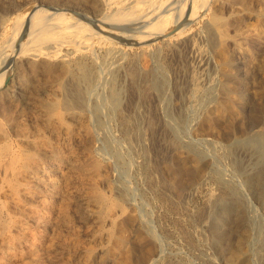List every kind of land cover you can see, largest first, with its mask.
I'll return each mask as SVG.
<instances>
[{
	"label": "rangeland",
	"instance_id": "rangeland-1",
	"mask_svg": "<svg viewBox=\"0 0 264 264\" xmlns=\"http://www.w3.org/2000/svg\"><path fill=\"white\" fill-rule=\"evenodd\" d=\"M119 3L123 4L122 0L113 4ZM32 5L44 11L51 6L75 8L95 18L110 14L101 0H0V44L4 45V31V36L11 34ZM210 8L218 24L213 41L196 28L179 46H169L162 40L151 57L128 51L126 63L117 74L124 88L121 111L108 123L121 160L105 146L92 116L62 103L65 95L61 83L68 68L79 76L82 67L94 69L97 62L98 70L105 73L99 50L95 60L81 59L73 48L64 46L57 56L55 45L49 49L44 46L41 53L24 52L13 58L0 84V152L12 146L13 151L33 155L37 161L20 177V197L8 187L0 191V264H142L151 243L146 238L148 230L155 232L160 242L154 256L156 264H210L211 258L214 264H226L209 241L211 199L220 197H227L229 216L225 223L234 238L243 234L241 228L236 231L235 217L238 203H245L256 243L258 234L264 231V186L243 182L235 162L239 160L241 169L252 171L254 157L245 148L230 151L228 145L248 130L258 129L264 119V0H211ZM150 68L165 76L166 84L159 93L145 81L146 69ZM3 75L1 70L0 78ZM201 86L209 93L208 100L226 86L238 107L237 116L232 113L224 120L215 117V124H210L203 116L212 110L195 108L191 100V91ZM217 98L225 100L219 92ZM168 118L177 122L184 118L185 123H179L180 146L166 130ZM136 122L144 133L146 154L132 151L130 145ZM187 144L201 149L205 157L202 162L192 159ZM93 147L98 149L91 151ZM94 157L104 161L105 176L98 179L96 191L87 185V171L72 173L61 167V160L89 165ZM177 165H187L188 169L185 176L189 178L182 189L175 173ZM214 169H221L236 186L237 198H229L213 177ZM124 188L129 190L127 194ZM97 193L104 194L108 204L96 201ZM123 236L128 237L126 246L132 249L126 255L117 245ZM252 248L258 250L256 244ZM261 249L264 252V247ZM252 262L263 264L257 256Z\"/></svg>",
	"mask_w": 264,
	"mask_h": 264
},
{
	"label": "bare ground",
	"instance_id": "bare-ground-1",
	"mask_svg": "<svg viewBox=\"0 0 264 264\" xmlns=\"http://www.w3.org/2000/svg\"><path fill=\"white\" fill-rule=\"evenodd\" d=\"M101 1H102V5L107 10L110 11V14H103V16H100L99 18L92 17L89 14L75 8L74 9L72 8V10H70L62 6L61 7L51 6L50 8H48V10L45 9L46 11H44L40 9L39 6L36 5H32L31 7H28L23 12L22 16L20 17L21 19L19 20L17 25H15L14 31L11 34H7L8 36L7 35L4 36V33H6L5 31L2 34L4 38L3 39L4 45L0 44V71L2 70L4 75L0 78V84L1 81L4 80L8 72L7 68L10 67L13 58L21 53L22 54L24 52H26L25 54L29 52L41 53L42 52L41 49L44 48V46L48 47L49 49L52 45H55L54 47L57 56L60 55L61 53L60 51L64 46L68 49L73 48L74 51H76L77 56L81 59L82 58L94 59L96 58L95 57L96 52L99 50L103 55V65L101 69H105V73L103 72L101 73L100 70H98L100 67L99 65L100 63L97 62H95L97 68L95 67L94 69L81 66L82 67L81 74L79 76H77L76 75L77 73L75 74L71 70V68H68L66 70L65 81L61 83V89L65 95V98L63 99L62 103L69 108L72 107L79 108L82 111H85V114L88 113L89 116H92L97 123L96 126L98 128V131L100 130V134H102L101 139L103 140L105 146L109 147L115 152L116 154L115 156L117 157L116 159L121 160L122 158L121 153H119L118 151L119 148H116L115 140L109 132L108 123H110V121H112V119L116 115H118L121 111L122 102H123L122 94L124 88L121 87V85L118 83L117 78L120 73L119 71H122L121 69H123L126 63L127 60L126 57L128 51L135 50L137 56L139 57H145V58L151 57V55L156 53L155 49L157 47H160L159 43L162 42V40H164L165 43L168 44L169 46H177L178 44H181L186 40L190 39L192 31H194V29L196 28L204 34L205 36L204 38H207V40L211 42L216 38L214 33L216 18L210 15L211 0H127V1L125 0L126 2L124 3L122 0L123 4L119 3L118 5L113 4L116 0L114 2H112L111 0H101ZM216 25L218 26V24ZM44 51L45 50H43V52ZM37 53L35 54V56L37 55ZM4 68L6 69L4 70ZM133 75H135V73ZM164 77L162 78V76L160 77L159 75L155 74L154 70L150 68L148 71L146 69V76L144 78L146 79L145 81H147L150 84L151 88L158 91L159 93V91L163 90L162 88L166 84L165 83L166 80L164 79ZM195 86L197 85L195 84ZM202 87L203 86L195 87L194 90L191 91L192 92L191 100L193 101V105L195 108L198 109L203 108L204 110L209 109V111L212 110L211 112H205L206 115L203 116L208 121H210V124L212 125L215 124V120H216L215 117L222 119L232 113H235V115L237 116L236 113L238 111V107L235 104V102L232 100V98H230V94L226 89V86L225 88L222 87V91H218L222 98H224L225 96V100L223 101H218L219 100V98H217L218 92H215V94L212 95V98L208 100L206 95L208 96L209 93L205 92V90H202L201 89ZM212 93H214V91ZM213 102H216L214 103L216 104V106H213V104H211ZM260 115L262 116V114ZM183 120L184 118H180L179 121L177 122L173 118H168V121H166L165 123L166 130L168 131V133L172 135L171 137H173L172 138L173 141L178 146L181 145V132H182L181 131L182 125H180L179 123L181 122L185 123ZM211 121H213L214 123ZM260 121L262 124L260 127L258 126L259 127L258 129L256 130L254 129L250 131L246 130L247 132L245 133V136L240 137L236 140H232L233 142H231L230 140L231 143L228 140L226 141V143L227 142L230 143L228 145V149L230 151L234 150L235 148H245L251 153V156L254 157L252 171L241 169L242 168L241 162L238 160V158H237L238 161H236L235 163L237 166L236 169L240 170L244 176L243 182L246 185L258 186V187L264 186V119ZM130 132L132 131H129V133ZM132 134H133L132 137H134L133 138L134 140L132 138H131L132 141L130 140L131 142L130 145L131 148L133 149L132 151L136 150V153L140 152L139 154L145 153L147 149L144 142L145 137H144V133L142 132V130L138 125V122L134 124V132ZM230 138L232 139V137ZM94 140L95 138L92 135L91 141L93 142ZM11 147L12 146L10 147L7 146L4 150L2 148L3 151L0 152V184H1L0 191L3 190L5 187H8L12 192V194L16 195L17 197H20L21 185L23 184L20 177L21 175L25 174L26 170L29 167L31 168L32 164L35 163L37 159L35 158V156L30 154H26V153L22 154L21 153L22 151L21 152H18L16 150L13 151ZM37 147L39 148V145H37ZM187 148L193 154L192 159L194 161L202 162L204 160L205 157L200 151L201 149L198 150L196 146H194V144L193 145L187 144ZM96 149L98 148L96 147ZM96 149L95 147H93L91 148V151H94ZM236 153L237 152H235V154ZM246 154L249 153L246 152ZM23 155H25V157H23ZM229 155L231 154L229 153ZM90 160L91 162L89 163V165H85L77 162H72L69 164V162L66 163L61 160L62 163L61 167L62 166L67 167L68 168L67 171L72 173L83 174V171H87V174H85L87 175L86 180H88L87 185L89 184V187L91 189H95L96 191L97 188L96 183L97 184L99 183L97 182L98 179L100 180L102 178L103 180V178L105 177L103 174L104 161L102 162V160L95 157L90 158ZM186 166L177 165L175 169L176 177L178 178V184L181 189L184 187V183L189 178V177L186 178L185 176ZM25 168L27 169L25 170ZM68 177L70 178V176ZM213 177L216 179L219 185H221L224 188V190H226L229 198L238 197V189L236 188L235 185H233V183L227 180L225 174L221 169H214ZM106 179L108 178L106 177ZM124 190L126 194L129 191L127 188H124ZM123 197H125V194L123 195ZM95 198L96 201H99L100 203L108 204V198L104 194L102 195L101 193H97ZM226 198L220 197V198H215L213 200L211 199V206L209 212L210 220L208 225V229L210 231L211 236H210V240L209 239L208 240L211 241V243L216 247L217 252L222 258H224L226 264H253L252 258L255 256L259 257L264 264V252L261 249V247L262 248L264 247L263 246L264 231H261L258 234L255 243L253 241L252 228H251L253 224L251 223L250 218L248 216L249 213H247L248 208L246 207L245 203L240 200L241 202L238 203L240 207H238V213L237 216L235 217V224H237L238 226L236 231L238 232V229L241 228L243 229V234L238 236L237 238L232 237V234L228 233L227 226L225 223V220L228 219L229 216V213L226 211L225 208L227 206L226 203H228L227 202L228 200ZM262 203L264 206L263 196H262ZM117 204H119V202ZM117 204L113 203V205L115 206ZM4 227L6 228V226ZM146 238L149 241H151V243L150 246H148V248L146 249L145 255L142 256L143 260L141 263L146 264L149 261L154 260L151 264H156L157 260L154 259V256L156 254L155 253L156 250L160 247L159 238L157 237L155 232L151 230L147 231ZM128 241L129 239L127 236H123L118 239V244H117L118 248H121L120 252L124 255L131 253L132 251L130 247L126 246ZM254 244L258 246L257 248L258 250H256V252L252 250ZM195 248L196 247H194V249ZM209 260L211 261L212 264H214V259L211 258Z\"/></svg>",
	"mask_w": 264,
	"mask_h": 264
}]
</instances>
